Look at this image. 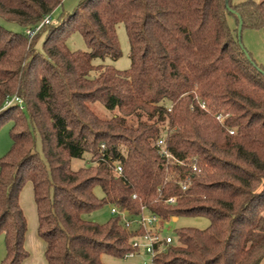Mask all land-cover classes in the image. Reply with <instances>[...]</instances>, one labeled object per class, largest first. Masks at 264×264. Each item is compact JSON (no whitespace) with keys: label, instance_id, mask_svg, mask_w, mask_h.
Masks as SVG:
<instances>
[{"label":"trees","instance_id":"trees-1","mask_svg":"<svg viewBox=\"0 0 264 264\" xmlns=\"http://www.w3.org/2000/svg\"><path fill=\"white\" fill-rule=\"evenodd\" d=\"M62 2L0 0V20L22 29L0 25V126L12 122L0 158V264L28 257L19 203L27 183L46 264H103V255L134 251L140 231L113 217L84 218L105 205L209 221L175 230L154 264H262L264 68L238 38L237 16L242 32L264 30V0H83L30 39L25 30ZM119 25L129 44L125 70L103 64L121 57ZM74 30L87 52L66 47ZM13 96L22 106L6 105ZM95 106L111 115L99 117ZM86 156L91 165L73 170L72 160Z\"/></svg>","mask_w":264,"mask_h":264},{"label":"rangeland","instance_id":"rangeland-1","mask_svg":"<svg viewBox=\"0 0 264 264\" xmlns=\"http://www.w3.org/2000/svg\"><path fill=\"white\" fill-rule=\"evenodd\" d=\"M83 0H63L62 4L58 6L52 13V24H58L62 19V17L73 13V11L78 7L80 2ZM260 1V0H259ZM0 25L4 28L14 31V32H21L22 29L15 24L6 23L0 20ZM28 29V28H27ZM117 38L121 50V57L116 61L106 60L103 64L111 65L118 70H125L128 69L130 66V59H129V44L126 36L125 29L122 25L117 27ZM32 39V38H31ZM42 42L43 37L36 42L35 46L33 47L34 51L41 52L42 50ZM65 44L69 51H81L87 52L89 50L83 36L77 30L72 31L66 38ZM29 45V44H28ZM100 60H94V64H100ZM15 98L13 96L10 101ZM16 103V102H14ZM17 104V103H16ZM22 106V102L18 104ZM95 113L101 117L106 118L109 117L111 114H107L97 106L92 107ZM12 126V122H6L0 126V158L4 156L11 147V139L9 135L10 128ZM38 150H40L39 142H38ZM91 163L89 162V156L83 157V159H74L72 160L71 167L73 170H77L82 167H88ZM94 193L97 197H102V192L99 188L94 190ZM19 203L21 209L24 213L27 222V232L25 235L28 237L32 233V228L34 227V236L39 237L37 234V214H36V207L33 198L32 186L30 183H27L19 197ZM111 217L110 214V205H105L101 209L89 214L85 215L84 218L90 221H93L98 224L105 223ZM169 221V220H168ZM163 225V224H162ZM209 225V221L203 217H180L178 219H172L169 224L165 227L163 231V236H171L172 238L175 235V230L180 228H196L203 230L207 228ZM24 240V241H25ZM5 255L4 252V242L3 237L0 236V262ZM101 261L103 264H150V258L145 255L143 252H140L138 256H135L131 259H117L111 256L103 255L101 257Z\"/></svg>","mask_w":264,"mask_h":264},{"label":"built area","instance_id":"built-area-1","mask_svg":"<svg viewBox=\"0 0 264 264\" xmlns=\"http://www.w3.org/2000/svg\"><path fill=\"white\" fill-rule=\"evenodd\" d=\"M52 17L46 16L35 28H28L25 30L26 35L31 39L42 26L51 24ZM16 102L20 104L21 101L18 98H13L6 103L7 106ZM204 108V106H202ZM218 122L223 121V117L218 115L216 117ZM158 146H162L163 142L159 141ZM164 156L175 161L167 152H163ZM114 170L116 174L120 175L122 169L119 165H115ZM186 186H182V190H185ZM135 198V196H133ZM175 198H170L166 202L169 204L174 203ZM111 217L116 218L122 228L128 232L136 233L140 231L142 234L135 237L131 242V246L135 249L124 256L125 259H131L138 256L140 252H143L150 258V264H154L153 259L157 254L165 251V248L171 244V236H163V231L167 224L171 220H164L154 213L149 212L144 206L141 207L140 212L136 215L130 214L127 210H122L118 206H110ZM163 224V225H162ZM157 248V249H156Z\"/></svg>","mask_w":264,"mask_h":264},{"label":"crops","instance_id":"crops-1","mask_svg":"<svg viewBox=\"0 0 264 264\" xmlns=\"http://www.w3.org/2000/svg\"><path fill=\"white\" fill-rule=\"evenodd\" d=\"M231 1L232 4L236 5L247 0ZM252 1L258 2L259 0ZM229 23L232 26L233 23L231 20ZM241 40L253 60L264 68V30H244L241 34ZM24 248L28 253V257L21 264H46L44 257L45 243L39 237L34 236V227L32 228V233L24 241Z\"/></svg>","mask_w":264,"mask_h":264},{"label":"water","instance_id":"water-1","mask_svg":"<svg viewBox=\"0 0 264 264\" xmlns=\"http://www.w3.org/2000/svg\"><path fill=\"white\" fill-rule=\"evenodd\" d=\"M229 11L231 13H233L232 10L229 9ZM237 17H238V21H239V24H238V27H237V35H238V38H240L241 32H242V21H241V18L239 16H237Z\"/></svg>","mask_w":264,"mask_h":264}]
</instances>
